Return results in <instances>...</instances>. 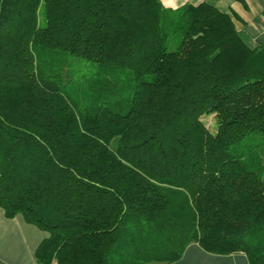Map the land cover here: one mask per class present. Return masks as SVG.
<instances>
[{
    "label": "trees",
    "instance_id": "16d2710c",
    "mask_svg": "<svg viewBox=\"0 0 264 264\" xmlns=\"http://www.w3.org/2000/svg\"><path fill=\"white\" fill-rule=\"evenodd\" d=\"M0 207L37 264H264V45L207 2L0 0Z\"/></svg>",
    "mask_w": 264,
    "mask_h": 264
},
{
    "label": "crops",
    "instance_id": "0c3cea01",
    "mask_svg": "<svg viewBox=\"0 0 264 264\" xmlns=\"http://www.w3.org/2000/svg\"><path fill=\"white\" fill-rule=\"evenodd\" d=\"M165 7L177 9L185 4H212L230 15L241 39L251 47L264 45V0H160ZM49 233L18 213L5 215L0 207V264H37L35 250ZM165 264H249L243 252L217 254L204 250L197 242L189 243L181 257Z\"/></svg>",
    "mask_w": 264,
    "mask_h": 264
},
{
    "label": "rangeland",
    "instance_id": "374dc122",
    "mask_svg": "<svg viewBox=\"0 0 264 264\" xmlns=\"http://www.w3.org/2000/svg\"><path fill=\"white\" fill-rule=\"evenodd\" d=\"M203 122L204 124L206 125V127L210 130V131H214L215 128H216V117L214 114H209V115H205L203 116ZM116 140H113L111 143L112 146H114V143H115ZM240 150V149H239ZM244 150V148L242 149ZM248 159L250 162H252V159H253V162L256 161L255 159V155L252 153V158L250 157V155L248 154ZM54 264V262L52 263Z\"/></svg>",
    "mask_w": 264,
    "mask_h": 264
},
{
    "label": "built area",
    "instance_id": "2783aa9c",
    "mask_svg": "<svg viewBox=\"0 0 264 264\" xmlns=\"http://www.w3.org/2000/svg\"><path fill=\"white\" fill-rule=\"evenodd\" d=\"M259 19H260V21H261L262 23H264V13H262V14L260 15Z\"/></svg>",
    "mask_w": 264,
    "mask_h": 264
}]
</instances>
